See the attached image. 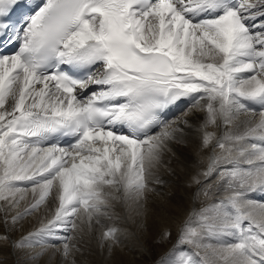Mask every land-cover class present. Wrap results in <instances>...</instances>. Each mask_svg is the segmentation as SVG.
Wrapping results in <instances>:
<instances>
[{
    "label": "snow or ice",
    "instance_id": "obj_1",
    "mask_svg": "<svg viewBox=\"0 0 264 264\" xmlns=\"http://www.w3.org/2000/svg\"><path fill=\"white\" fill-rule=\"evenodd\" d=\"M154 197L156 264H264V0H0V252L111 258Z\"/></svg>",
    "mask_w": 264,
    "mask_h": 264
},
{
    "label": "rangeland",
    "instance_id": "obj_2",
    "mask_svg": "<svg viewBox=\"0 0 264 264\" xmlns=\"http://www.w3.org/2000/svg\"><path fill=\"white\" fill-rule=\"evenodd\" d=\"M177 168H180V167H177ZM171 178H173L174 180L171 181V179L169 177H167V175H166L165 179L168 182L171 181L172 184L170 185V183H169V187L166 186L165 188L162 189V191L166 194L164 196L165 199H166V197H172V194L169 192V189L172 190V192H174V194H178V195H182V196L186 192V188L185 187L179 186L180 178H179L178 174L174 175V177L171 176ZM192 191H194V189H192ZM160 198L161 197H154V201L158 200ZM27 201H25V203ZM189 201H190V197H189ZM153 203L154 202H150L149 207ZM166 204H168V199L166 200ZM188 205H189V202H188ZM39 215H40V213H36L32 217H30L29 220L34 222L38 218ZM181 218H174V221L176 222L177 225H178V222H179V220ZM26 226H27V228H29L31 225L29 223H27ZM152 244L155 247L160 245V243H159V241L157 239L153 240ZM167 247L168 246L165 245L164 246V248H165L164 250H166ZM5 249L6 250H3L2 252H0V262H2V264H14L15 257L9 253L7 248H5ZM119 249H117L116 251H118V252L122 251L123 253L120 252L121 254L125 253L126 255L131 256V259H133L134 261L137 260L139 264H141V261H142V263L144 262V264H156V261L159 259V257H157L158 255H156L155 257H153L151 259V256L149 254V253H151V250L149 251V249L144 245L143 242L137 243L135 241V239L132 238V237H129L128 239H125L124 244ZM4 251L6 252L5 254L3 253ZM132 256H133V258H132ZM52 257H51V260H50V264H63V258H62V256L60 254H56V256L54 255ZM139 258H140V260H139ZM71 259L72 258L70 257L69 260H71ZM75 260H76V264H108L107 263L106 254L105 255L101 254L99 250H93L92 252H82L81 254H77L76 257H75Z\"/></svg>",
    "mask_w": 264,
    "mask_h": 264
},
{
    "label": "bare ground",
    "instance_id": "obj_3",
    "mask_svg": "<svg viewBox=\"0 0 264 264\" xmlns=\"http://www.w3.org/2000/svg\"><path fill=\"white\" fill-rule=\"evenodd\" d=\"M178 114L179 113H177V115ZM188 152L192 153V152H194V149L193 148H189ZM182 158H183V155H182ZM194 159H195L194 156H190L189 157V163L190 164H194ZM189 171H191V169H189ZM177 174H178V176L180 178L179 186L186 188L185 194L183 196L182 195H178V194H174V192H172V190L169 189V192L172 194V197H166V199L163 197V199L165 201L168 199V204H166L165 206L168 209L171 210L172 219L173 220H174V218L183 217L184 212L189 207V205H188L189 197H190V195L192 193V189H189V188L186 187V176L184 175V172L180 168H177ZM167 177H169L171 179V181L174 180L173 178H171V176H167ZM172 177H174V175ZM165 178H166V176H165ZM171 181H169L167 183L168 187H169V183H170V185L172 184ZM31 199H32V197H31V194H30L29 197H28V201H30ZM159 200L161 201V198L158 199V200H155L154 203L149 207V213L150 214H149V217H148V220H147L148 228H147V231L145 233L146 239L142 241L144 243V245L149 249V251L151 250V253H149L150 256H151V259L153 257H155L156 255H158L157 257H160V255L165 251L164 250L165 248L161 247V245L155 247L152 244V241L156 239L155 238L156 234L159 231L160 227L162 226V222L159 219V217L152 215L153 210L156 209L157 206L160 204ZM26 224H25V226H26ZM25 228H27V226ZM4 250H6V249H4ZM120 252H122V251H120ZM120 252L116 251L113 257L107 258V263L108 264H139L137 260L134 261L133 259H131V256L126 255L125 253L121 254ZM3 253L5 254L6 252L4 251ZM103 255H105V254H103ZM132 258H133V256H132ZM139 260H140V258H139ZM141 264H144V262L142 263V261H141Z\"/></svg>",
    "mask_w": 264,
    "mask_h": 264
}]
</instances>
